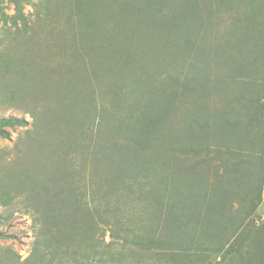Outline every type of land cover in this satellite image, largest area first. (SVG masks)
<instances>
[{
  "label": "rangeland",
  "instance_id": "374dc122",
  "mask_svg": "<svg viewBox=\"0 0 264 264\" xmlns=\"http://www.w3.org/2000/svg\"><path fill=\"white\" fill-rule=\"evenodd\" d=\"M19 1L0 264H264V0Z\"/></svg>",
  "mask_w": 264,
  "mask_h": 264
},
{
  "label": "trees",
  "instance_id": "16d2710c",
  "mask_svg": "<svg viewBox=\"0 0 264 264\" xmlns=\"http://www.w3.org/2000/svg\"><path fill=\"white\" fill-rule=\"evenodd\" d=\"M13 2L16 3V5H19V0H13ZM2 16H5L6 14L4 12H1ZM25 123V121L23 120H17V119H13V118H5V119H0V134L3 137H8L9 136V132L5 130V128L7 126H20L23 125ZM218 135V134H217Z\"/></svg>",
  "mask_w": 264,
  "mask_h": 264
}]
</instances>
